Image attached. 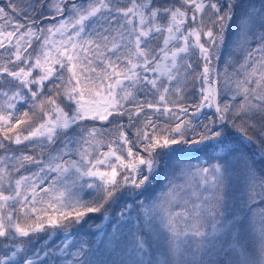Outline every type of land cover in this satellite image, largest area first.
I'll return each instance as SVG.
<instances>
[{
    "label": "snow or ice",
    "instance_id": "snow-or-ice-1",
    "mask_svg": "<svg viewBox=\"0 0 264 264\" xmlns=\"http://www.w3.org/2000/svg\"><path fill=\"white\" fill-rule=\"evenodd\" d=\"M0 153V264H95L70 239L89 221L119 264H189L232 158L237 209L264 205V0H0ZM260 216L258 259L220 264H264Z\"/></svg>",
    "mask_w": 264,
    "mask_h": 264
},
{
    "label": "rangeland",
    "instance_id": "rangeland-1",
    "mask_svg": "<svg viewBox=\"0 0 264 264\" xmlns=\"http://www.w3.org/2000/svg\"><path fill=\"white\" fill-rule=\"evenodd\" d=\"M204 111L210 114V110L205 109ZM204 119L205 117L203 116V120ZM216 162L217 161H213V163ZM235 165H237V160L232 158L227 165V171L225 174H227L228 170H230L229 177L233 178V182L230 183L231 179L228 180L227 177H225L224 182L228 181V183L224 184V187L222 189V194L225 197L224 203L228 207L225 211V217H221L220 219L224 220L225 222L221 225L220 229H218L216 237L209 236L205 239V244L202 248L197 249L196 244L193 243L190 248L185 245L180 249V254L189 262V264H209V262H211V264H217L218 258L220 259V261L228 259V257L226 256V252L230 253L233 260H237L238 258L239 260L243 261L246 259H258L259 257V225L261 220L260 212L261 210H264V205L257 206L254 209V212H248L247 208H244L243 212L237 209V202L242 198L246 199V196H243L242 192L240 191L243 186V180L239 168L234 167ZM233 183H235L234 186ZM235 188L237 189L236 191L232 190ZM240 207H243V205H240ZM229 213H235V215L232 216L229 215ZM227 220H232V225H234L235 227L233 228L232 225H229L227 223ZM241 223H244L245 231L248 234L244 237V239L240 240L237 243L236 236L240 232ZM123 224L126 225V223ZM147 224L148 221L146 219L142 220L141 226L145 227V230L152 235L153 240L155 241L156 236L154 230L159 229L160 232H164V229L162 228L158 220L151 221V228L147 227ZM250 225L254 227H250ZM88 227L89 223H87V225L83 227V231H86ZM224 228L225 230H222L221 233L220 230ZM128 230V227L125 226L123 228V234H126ZM206 230L208 232H211L210 227H208ZM83 231H81L78 235L77 241H86V239L90 238ZM113 231L114 229L112 228L110 233H112ZM123 234H117L121 238V248L124 247ZM233 244L240 248L238 252L235 249H230L232 248ZM83 246L85 251H88L89 248L91 249L90 256L95 264H112V261H116V264H119V261L121 259V253L119 249L113 251L111 247H104L100 245L97 248V251L93 253L92 245H88L87 243H85ZM75 250L76 249L73 248L71 251L74 252ZM168 255H171V253L165 255L161 254L160 252L150 250L148 256H146V259L152 257L157 262V264H164Z\"/></svg>",
    "mask_w": 264,
    "mask_h": 264
},
{
    "label": "trees",
    "instance_id": "trees-1",
    "mask_svg": "<svg viewBox=\"0 0 264 264\" xmlns=\"http://www.w3.org/2000/svg\"><path fill=\"white\" fill-rule=\"evenodd\" d=\"M222 67V66H221ZM203 116L204 115H201L200 117H199V119L200 120H203ZM239 147V146H238ZM17 151H27V149H23V148H20V149H17ZM0 154H3V153H0ZM216 154L217 155H219V156H223V155H225V152L224 151H222L221 149H216ZM234 159H236V158H234ZM237 160V159H236ZM193 163H195V161L193 160L192 161ZM234 167H238L237 165H235ZM239 168V167H238ZM229 175H230V170H228V173L227 174H225V177H227V179L229 180V179H231V181H230V183H232L233 181H232V177H229ZM181 181H177V183H180ZM166 183H167V181L166 180H164L163 179V174H161V176H159V177H157V180H156V183H155V185H154V187H153V189H152V191L153 192H155L156 194H159L160 193V189H161V187L163 186V185H166ZM226 183H228V181H226V182H224V184H226ZM235 185V183H233V186ZM237 187V186H236ZM232 190H234V191H236L237 189L235 188V189H232ZM141 200H143V198H141ZM140 212H141V215L142 216H144V214H145V210L144 209H141L140 210ZM116 212H113L112 214H111V217H112V219H111V222H109V220H103V222H102V224H101V227L106 231V232H108V233H110L111 232V230H112V228H113V224H115V216H116ZM135 213H133V217H132V224H134V225H137L138 224V222H137V220L135 219ZM127 222V216H125V217H122L121 218V223L123 224V223H126ZM91 223V221H89V224ZM96 223H101V219H100V217H96ZM141 223H142V221L141 222H139V226H141ZM87 225V223H85V224H83V225H81L82 226V228H81V226L79 227V228H76V227H73L72 228V233H73V235H72V237L70 238L71 240H78V235L80 234V232L81 231H83L84 230V226H86ZM225 228H227V227H225ZM225 228L224 229H222V230H225ZM222 230H220L221 231V233H222ZM88 237H90V238H88V239H86V241L85 242H87V244L89 245H92V252L94 253V252H96L97 251V248L100 246V244L98 243V239H97V237H94V235H93V233H95L96 232V229H95V227L93 226V227H88L87 229H86V231H83ZM99 234H97V236H98ZM60 239V236L59 235H57L56 236V241H58ZM230 249H235L237 252L240 250V248L239 247H237L235 244H233L232 245V248H230ZM72 250V249H71ZM91 252V251H90ZM241 252V251H240ZM227 258V257H226ZM237 260H239L238 258H237ZM241 261V260H240ZM217 264H220V259L218 258V260H217Z\"/></svg>",
    "mask_w": 264,
    "mask_h": 264
}]
</instances>
